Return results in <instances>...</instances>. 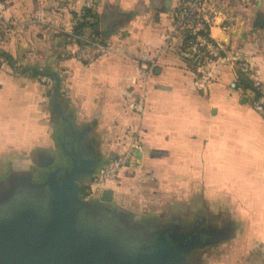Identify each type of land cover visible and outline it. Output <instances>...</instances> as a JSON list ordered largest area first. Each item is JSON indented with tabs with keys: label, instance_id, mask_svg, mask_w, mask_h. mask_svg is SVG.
<instances>
[{
	"label": "crops",
	"instance_id": "0c3cea01",
	"mask_svg": "<svg viewBox=\"0 0 264 264\" xmlns=\"http://www.w3.org/2000/svg\"><path fill=\"white\" fill-rule=\"evenodd\" d=\"M168 1L162 12L155 0H0V53L13 59L0 54V157L24 155L55 132V79L47 86L25 69L58 75L64 114L96 154L133 153L129 167L149 192L200 199L209 216L226 219L230 264L251 253L264 264V119L254 94L236 86L247 63L264 91V28H254L264 0H202L210 38L235 65L185 55L174 20L190 0ZM89 8L99 39L118 52L84 64L74 57V28ZM103 25L112 27L107 37ZM141 55L156 61L147 76Z\"/></svg>",
	"mask_w": 264,
	"mask_h": 264
},
{
	"label": "water",
	"instance_id": "95a60500",
	"mask_svg": "<svg viewBox=\"0 0 264 264\" xmlns=\"http://www.w3.org/2000/svg\"><path fill=\"white\" fill-rule=\"evenodd\" d=\"M155 2L162 12L171 6L168 0ZM254 28H264V16L256 18ZM111 32L112 27L102 26L104 37ZM50 76L55 79L52 110L72 127L59 101L61 79L55 74ZM84 170L85 162H74L61 173L53 171L44 184L45 200L25 199L11 208H0V264H180L186 247H172L165 238L151 248L146 243L138 247L123 237L118 221L103 226L82 222L86 202L80 196L77 180ZM42 187L31 185L16 190L40 191ZM106 193L112 196L111 191ZM121 210L131 222L129 211ZM229 238L227 232L225 239Z\"/></svg>",
	"mask_w": 264,
	"mask_h": 264
},
{
	"label": "flooded vegetation",
	"instance_id": "af4514ba",
	"mask_svg": "<svg viewBox=\"0 0 264 264\" xmlns=\"http://www.w3.org/2000/svg\"><path fill=\"white\" fill-rule=\"evenodd\" d=\"M57 116L53 139L57 141L56 144L61 151L59 157L57 158L54 154L40 153L37 159L38 167L43 170L41 173L43 187L40 191L34 189L5 190L0 193V208H11L13 204L25 199L34 202L45 200L47 192L44 184L49 173L53 171L61 173L72 167L74 162H85V170L77 180L80 196L86 202L81 211V220L85 224L96 223L103 226L107 223L114 225L118 221L120 224L118 229L123 237L138 247L146 243L148 244L146 247L151 248L155 242L165 238L172 247L188 248L182 254L183 259L180 261L182 264H194L208 249L217 248L226 242L228 223L223 217H207L197 212L191 218H183L184 224L180 222V219H174L162 225L157 217L137 216L131 213L130 222L124 216L121 207L114 203L113 196L106 193L108 189L99 186L95 191L87 190L89 194L82 196L81 190L89 187L94 181V177L104 166L105 158L95 153L93 147L90 146L91 141L85 137L84 133L75 130L73 123L71 127L68 121ZM61 177L62 175L59 174L60 180Z\"/></svg>",
	"mask_w": 264,
	"mask_h": 264
},
{
	"label": "rangeland",
	"instance_id": "374dc122",
	"mask_svg": "<svg viewBox=\"0 0 264 264\" xmlns=\"http://www.w3.org/2000/svg\"><path fill=\"white\" fill-rule=\"evenodd\" d=\"M50 118L57 121L58 116L55 112L51 111ZM47 135H49V140L44 142L45 144L40 147L27 149L24 155L0 157V193L5 190L11 191L18 188H30L31 185L41 186L43 184L41 174L43 170L41 167H38V155L40 153L54 154L58 158L61 152L56 144L57 141L53 139L55 135L53 130ZM112 157L109 155L103 156L105 158L104 166ZM101 170L94 177V181L90 183L88 191H95L99 187L95 180L98 178ZM136 170L139 169L129 167L127 170L126 168L116 181L106 182L104 183V187H102L112 192L114 203L122 207V209L129 211L130 214L132 212L137 216L157 217L162 225L174 219H180V222L184 224L183 218H191L197 212L200 215L209 217L210 211L208 205L199 202L200 199H191L189 202H183L174 195L163 197L152 193L153 191L149 192L148 188L151 187L149 182L140 178L139 175L142 174V171ZM140 181L146 185L143 186ZM252 254H249L247 259L240 258L242 260L240 264H263L261 260L262 256H259L260 260L256 263V259L259 257ZM232 256L234 257L235 253L222 244L217 248L208 249L201 255L200 260L194 264H230Z\"/></svg>",
	"mask_w": 264,
	"mask_h": 264
},
{
	"label": "built area",
	"instance_id": "2783aa9c",
	"mask_svg": "<svg viewBox=\"0 0 264 264\" xmlns=\"http://www.w3.org/2000/svg\"><path fill=\"white\" fill-rule=\"evenodd\" d=\"M202 0H190L185 5L179 6L174 20V31L176 37L182 33L188 32L192 37L188 46L184 50L192 61H199L202 57L217 61L221 64H229L234 61L228 55H222V48L219 44L214 43L209 34V21L206 20L201 12ZM4 9L3 5H0ZM178 35V36H177ZM80 42L74 52V57L84 64H91L101 57L117 53V49L109 42L101 39H91L90 37L76 36ZM172 41V40H171ZM139 73L147 76L153 70L156 63L147 55H141L139 58ZM235 65V63H234ZM240 71L249 77L252 81L253 72L247 63L240 65ZM39 80L47 85L52 86L54 79L49 75H42ZM264 95L260 85L253 82ZM253 109L264 119V97L255 99L251 98ZM133 153L128 152L109 160L102 168L95 182L102 188L106 182L116 181L124 169L128 168L133 161Z\"/></svg>",
	"mask_w": 264,
	"mask_h": 264
},
{
	"label": "trees",
	"instance_id": "16d2710c",
	"mask_svg": "<svg viewBox=\"0 0 264 264\" xmlns=\"http://www.w3.org/2000/svg\"><path fill=\"white\" fill-rule=\"evenodd\" d=\"M98 29H99V16L93 9L89 8V9H85L82 15L78 17L76 26L74 28V34L75 36L86 37L87 35L91 39H99L100 33ZM86 31H88L87 34ZM184 35H185V41L187 42L188 45L192 37L188 34V32H185ZM77 42L78 44L80 43L78 40ZM0 54L7 59V61L11 66H13V59L8 54L6 53H0ZM25 73L35 78L45 75L43 71H40L39 69H35V68H27L25 69ZM236 86L241 90H243L244 92L247 91L252 92L254 94L255 99L264 97L261 90L255 87L253 81L242 72L238 74V80L236 82ZM87 190H89V187H84V189L81 190L82 196H86L89 194Z\"/></svg>",
	"mask_w": 264,
	"mask_h": 264
}]
</instances>
